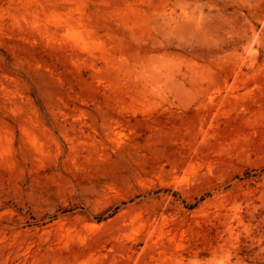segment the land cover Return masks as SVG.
Listing matches in <instances>:
<instances>
[{
  "label": "rangeland",
  "instance_id": "rangeland-1",
  "mask_svg": "<svg viewBox=\"0 0 264 264\" xmlns=\"http://www.w3.org/2000/svg\"><path fill=\"white\" fill-rule=\"evenodd\" d=\"M0 264H264V0H0Z\"/></svg>",
  "mask_w": 264,
  "mask_h": 264
}]
</instances>
